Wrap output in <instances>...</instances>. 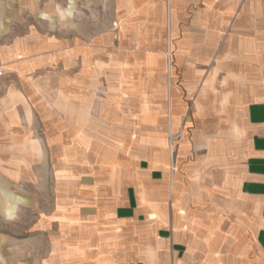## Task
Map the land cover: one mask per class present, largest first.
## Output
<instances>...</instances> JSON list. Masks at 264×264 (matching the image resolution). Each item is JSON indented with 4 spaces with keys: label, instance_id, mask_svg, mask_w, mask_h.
Wrapping results in <instances>:
<instances>
[{
    "label": "crops",
    "instance_id": "1",
    "mask_svg": "<svg viewBox=\"0 0 264 264\" xmlns=\"http://www.w3.org/2000/svg\"><path fill=\"white\" fill-rule=\"evenodd\" d=\"M111 1L101 32L81 43L76 0H0V185L19 191L1 214L11 217L33 185L39 201L27 230L38 264H264L258 67L220 73L214 98L216 78L204 80L195 115L213 117L215 106L224 125L207 140L184 130L172 177L167 140L187 110L179 65L194 88L209 44L241 36L245 14L241 40L257 56L264 0ZM167 42L183 55L171 69Z\"/></svg>",
    "mask_w": 264,
    "mask_h": 264
},
{
    "label": "rangeland",
    "instance_id": "2",
    "mask_svg": "<svg viewBox=\"0 0 264 264\" xmlns=\"http://www.w3.org/2000/svg\"><path fill=\"white\" fill-rule=\"evenodd\" d=\"M89 1L90 0H76L74 3L73 20H75V36L77 41L81 43L88 42V38H92L94 36L93 33L92 35L88 34L90 31L93 32V30H95L96 33L101 32L103 22L108 20L106 18L109 13L110 15H113V3L111 0H103L102 2L93 4ZM66 12L67 10L61 11L63 16H65V14H69ZM210 13L208 14L210 15ZM239 16L242 18L240 22L241 36L237 35L236 38V36L233 37L230 35L228 36L229 39L226 41L228 35L226 33V36L221 40V42L216 41V43L209 44L211 51L209 59L206 61L204 67L205 76L202 74L195 79V82L193 83L194 88L190 89V87L187 85L188 78L184 75L181 76L182 72H184V69L186 70V68H181V65L178 67V76L174 78V81L177 82V85L179 86L182 100L187 104V110L183 116V127L177 132L169 131L167 136L169 153L171 155V164L169 168L171 177L175 172L177 147L181 137L183 136L184 130H187L191 135L198 134L200 138L204 137V139H206L207 133L215 134L217 132V134H219L222 131V127L224 125L221 121L222 116L220 115V112L215 113L216 109H218L215 106L213 107V112L215 114L213 117H211L209 114L206 116L205 111V114L203 113L204 115L202 117H197L195 115V112H197V109H195V103L197 99H201L202 102L205 101L202 88L206 78L209 79V76H211V78L213 76L216 78L215 83L217 84V88L214 86L213 87L217 91H213L212 94V98H214L220 94L218 90L219 77H221V75L219 76L220 73L225 74L228 73V71L236 72L237 70L239 76H242L243 74L240 73H242L243 70L258 67L260 84L257 89L253 90V92L257 95L264 96V23L260 21L255 25L257 37V56L253 55L252 57H247L246 54H249V51H247L249 50L248 41H243L241 38L243 35L242 33H246L243 35L244 37H249V33L247 31V21L249 18L246 14ZM178 45L179 44H176L174 47V45H171L169 42H167L164 47L163 53L166 57V64H168L169 69H171V66L175 64L173 62L175 57H177V59H183V55L180 54V47ZM195 49L196 51L201 52L200 45H197ZM224 51H227V59H218V57L222 55ZM233 51L238 55L236 59L233 57ZM130 52H135V50L130 49ZM240 54L242 57H240ZM250 60L254 65H250ZM219 61L222 62L223 67H221L222 69L218 73ZM166 80L170 86L172 79L168 77ZM233 80L235 81V79ZM136 83H139V80L129 82L128 87L131 86V88H135ZM206 140H199L201 143V149L196 154L198 157L203 158L208 152L206 148L207 144H205L207 143ZM26 190V192H21L27 195L26 201L16 205V211L11 214L12 216L10 215L11 217H9L4 216L1 214V212L4 210V208H8L7 205L11 203L9 196L12 194H10V192L18 194L19 191L18 188L14 186H12V189L9 191V189L6 190V185H0V264H38L34 261V255L38 253L37 239L35 236L36 232L29 230H31L33 225L36 223L37 213L35 211V202L38 203L39 200L34 198L36 192L33 188V185L27 186ZM43 194H46V192L44 191ZM47 199L48 198L43 199L44 203H46ZM15 202L17 204V201ZM47 204L48 202L46 205ZM252 249L254 251L253 256H260L257 247H253ZM28 260L30 261L28 262Z\"/></svg>",
    "mask_w": 264,
    "mask_h": 264
},
{
    "label": "built area",
    "instance_id": "3",
    "mask_svg": "<svg viewBox=\"0 0 264 264\" xmlns=\"http://www.w3.org/2000/svg\"><path fill=\"white\" fill-rule=\"evenodd\" d=\"M0 74H2V71H0Z\"/></svg>",
    "mask_w": 264,
    "mask_h": 264
}]
</instances>
